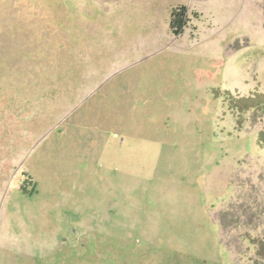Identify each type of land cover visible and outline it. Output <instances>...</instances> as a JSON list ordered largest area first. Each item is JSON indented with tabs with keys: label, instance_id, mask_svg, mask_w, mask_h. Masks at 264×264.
<instances>
[{
	"label": "rangeland",
	"instance_id": "374dc122",
	"mask_svg": "<svg viewBox=\"0 0 264 264\" xmlns=\"http://www.w3.org/2000/svg\"><path fill=\"white\" fill-rule=\"evenodd\" d=\"M124 6L0 0V264H264V0Z\"/></svg>",
	"mask_w": 264,
	"mask_h": 264
},
{
	"label": "crops",
	"instance_id": "0c3cea01",
	"mask_svg": "<svg viewBox=\"0 0 264 264\" xmlns=\"http://www.w3.org/2000/svg\"><path fill=\"white\" fill-rule=\"evenodd\" d=\"M78 1L81 2L82 5L84 3H90V5H93L94 4L95 7H97V9L102 8V9H104L106 11H110L111 9H114V8L115 9H120L122 7V5L124 4L125 5L124 6V9H126V10L129 9V12L130 13L135 14L137 16L139 15V13L141 11H139L137 8H134L135 7V3L136 2H138V3L145 2L148 8L149 7H152L153 8V12L150 13L147 26H145V27H148V26L154 27L155 26L157 28L158 23H159V20H160L159 13L157 11V9H158V3H159L160 0H78ZM128 3H129V5H128ZM179 6H183V5H179ZM188 9H189V7H188ZM121 10H123V9H121ZM194 13H197L198 14V11H195V12L190 13V14L193 15ZM191 16H190L189 23L191 22ZM195 17H196V19H198V15L195 16ZM170 20H171V14H170ZM119 23H120V25H122V23H123L122 18H119ZM189 23H188V25H189ZM188 25L185 28L184 33L182 35H180V36H183L185 34V32H186L187 29H189L190 30V33H191L192 30L190 28H188ZM169 27H170V21H169ZM197 30H198V28L195 29V30H193L192 31L193 33L191 35L192 36H195L194 33L195 32L197 33ZM120 31L122 32V27L120 28ZM171 33H172V31H171ZM173 36H175V35L173 34ZM180 36H175V37L178 38Z\"/></svg>",
	"mask_w": 264,
	"mask_h": 264
},
{
	"label": "trees",
	"instance_id": "16d2710c",
	"mask_svg": "<svg viewBox=\"0 0 264 264\" xmlns=\"http://www.w3.org/2000/svg\"><path fill=\"white\" fill-rule=\"evenodd\" d=\"M194 16H197V13L193 14ZM190 21V14L188 7L186 6H178L172 9L171 11V20H170V28L172 33L175 36H180L184 33L185 28L187 27L188 23ZM227 95L229 96L230 93L227 92ZM241 101H237L236 107H240L242 109H264V94L260 95L257 99L255 97L248 98L246 100H243V105L241 107ZM259 143H264V133H261L259 135ZM33 189L29 191L28 193H33L37 187V184L34 182L32 183Z\"/></svg>",
	"mask_w": 264,
	"mask_h": 264
}]
</instances>
